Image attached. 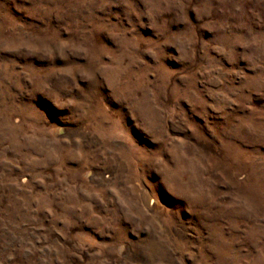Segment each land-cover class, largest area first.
I'll return each instance as SVG.
<instances>
[{
  "label": "rangeland",
  "instance_id": "rangeland-1",
  "mask_svg": "<svg viewBox=\"0 0 264 264\" xmlns=\"http://www.w3.org/2000/svg\"><path fill=\"white\" fill-rule=\"evenodd\" d=\"M0 264H264V0H0Z\"/></svg>",
  "mask_w": 264,
  "mask_h": 264
},
{
  "label": "bare ground",
  "instance_id": "bare-ground-1",
  "mask_svg": "<svg viewBox=\"0 0 264 264\" xmlns=\"http://www.w3.org/2000/svg\"><path fill=\"white\" fill-rule=\"evenodd\" d=\"M149 195H150V194H148V196H149ZM148 196H147V195L145 196L146 200H147ZM150 197H151V196H150ZM147 201H148V200H147ZM146 203H147V202H146ZM155 208H156V207H155ZM150 209H151V208H150Z\"/></svg>",
  "mask_w": 264,
  "mask_h": 264
}]
</instances>
